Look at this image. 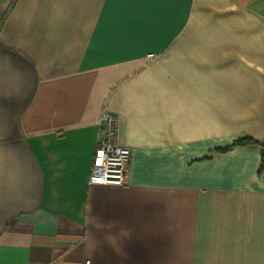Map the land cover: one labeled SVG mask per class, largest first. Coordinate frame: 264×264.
<instances>
[{
  "label": "crops",
  "instance_id": "0c3cea01",
  "mask_svg": "<svg viewBox=\"0 0 264 264\" xmlns=\"http://www.w3.org/2000/svg\"><path fill=\"white\" fill-rule=\"evenodd\" d=\"M263 144L264 0H0V264H264Z\"/></svg>",
  "mask_w": 264,
  "mask_h": 264
},
{
  "label": "built area",
  "instance_id": "2783aa9c",
  "mask_svg": "<svg viewBox=\"0 0 264 264\" xmlns=\"http://www.w3.org/2000/svg\"><path fill=\"white\" fill-rule=\"evenodd\" d=\"M117 116L103 111L89 182L103 185H126L132 150L117 142ZM90 262H87V264Z\"/></svg>",
  "mask_w": 264,
  "mask_h": 264
},
{
  "label": "trees",
  "instance_id": "16d2710c",
  "mask_svg": "<svg viewBox=\"0 0 264 264\" xmlns=\"http://www.w3.org/2000/svg\"><path fill=\"white\" fill-rule=\"evenodd\" d=\"M255 140H253L252 138H241L237 141V143H241V144H247V143H251ZM262 152H263V156H264V144L262 145Z\"/></svg>",
  "mask_w": 264,
  "mask_h": 264
}]
</instances>
